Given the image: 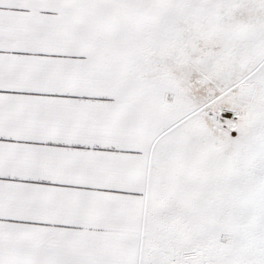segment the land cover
Segmentation results:
<instances>
[{"label": "snow or ice", "instance_id": "1", "mask_svg": "<svg viewBox=\"0 0 264 264\" xmlns=\"http://www.w3.org/2000/svg\"><path fill=\"white\" fill-rule=\"evenodd\" d=\"M0 264H264V0H0Z\"/></svg>", "mask_w": 264, "mask_h": 264}]
</instances>
